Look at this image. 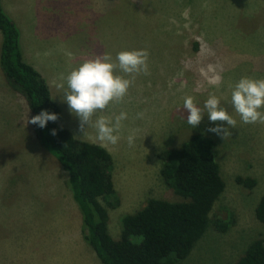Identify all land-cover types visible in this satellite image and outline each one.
<instances>
[{"label":"rangeland","instance_id":"rangeland-1","mask_svg":"<svg viewBox=\"0 0 264 264\" xmlns=\"http://www.w3.org/2000/svg\"><path fill=\"white\" fill-rule=\"evenodd\" d=\"M0 3L19 30L23 58L47 83L60 111L59 125L111 156L109 174L117 203L106 206V212L113 239L119 237L120 217L147 199L177 200L159 176L156 156L195 133L213 141V157L224 183L208 214L209 223L221 219L229 225L224 231L206 225L187 256L175 264H235L253 240L264 237V226L254 217L264 194V123H243L231 103L240 78H264V0ZM140 48L149 52L148 74H136L122 101L97 111L81 130L79 117L63 99L67 83L61 77L85 59L107 52L115 60L121 50ZM216 75L222 77L218 88L210 83ZM58 83L64 88H57ZM210 94L218 96L220 106L237 121L224 140L208 129L227 123L210 121L206 110L196 127L187 122L184 98L191 95L203 107ZM121 111L127 119L118 143L98 140L95 120L100 116L114 120ZM27 119L24 99L9 88L0 71V264H92L96 257L82 239L80 213L67 188L66 173L39 146ZM132 130L138 131L130 147L127 137ZM236 178L253 182L248 187ZM84 245L90 255L81 249Z\"/></svg>","mask_w":264,"mask_h":264},{"label":"trees","instance_id":"trees-1","mask_svg":"<svg viewBox=\"0 0 264 264\" xmlns=\"http://www.w3.org/2000/svg\"><path fill=\"white\" fill-rule=\"evenodd\" d=\"M0 71L9 88L25 101L30 118L42 110L58 119L40 128L32 124L39 146L66 173V185L80 213L82 239L100 264H175L185 258L206 225L224 231L229 223L208 214L224 188L212 153L213 141L195 133L174 148L159 151V176L176 201L149 198L132 213L120 217V232L107 231L106 206L117 203L109 171L112 160L103 147L81 141L59 125L60 111L45 79L23 58L20 33L0 3ZM55 129L56 135L51 131ZM251 186L252 180L236 178ZM113 198L111 205L108 201ZM105 202V206L101 203ZM254 217L264 226V194ZM235 264H264V237L253 240Z\"/></svg>","mask_w":264,"mask_h":264},{"label":"clouds","instance_id":"clouds-1","mask_svg":"<svg viewBox=\"0 0 264 264\" xmlns=\"http://www.w3.org/2000/svg\"><path fill=\"white\" fill-rule=\"evenodd\" d=\"M149 52L146 48L125 49L116 54L113 60L110 53H103L91 59H85L77 67L73 68L66 77H61L66 81L67 90L64 92L69 109L79 117L80 129L89 125L92 117L97 111H103L110 102H120L127 94L129 87L134 82L136 74H148ZM117 69L122 73L131 76L132 79L125 78V75L117 74ZM210 83L219 87L222 77L216 75ZM59 89L64 88V83L56 84ZM231 103L236 113L245 124L264 123V78L242 77L234 85L231 93ZM183 108L187 110V122L192 127H196L205 110L208 118L212 122H226L227 127L217 124L208 131L221 136L224 140L231 135L230 128H235L237 121L228 111L220 106V98L215 94H210L205 100L203 107L197 105L195 98L191 95L186 96ZM142 113L137 117L141 118ZM57 114L42 110L39 114L32 116L26 123L38 125L40 128L46 126L48 121L55 122ZM127 119V113L121 111L113 118L100 116L94 122L97 130V139L112 145L118 143L119 132L122 128V121ZM132 130L127 137L129 146H133L136 132ZM56 135V130L51 131Z\"/></svg>","mask_w":264,"mask_h":264},{"label":"crops","instance_id":"crops-1","mask_svg":"<svg viewBox=\"0 0 264 264\" xmlns=\"http://www.w3.org/2000/svg\"><path fill=\"white\" fill-rule=\"evenodd\" d=\"M88 246H81V249H85L86 251H87V253L89 254V252H91V250L90 249H88L87 248ZM93 252V251H92ZM87 254V255H88ZM92 254V253H91ZM90 255V254H89ZM87 256V259H89L90 258V256ZM92 256L95 258V255H94V253L92 254ZM96 259V261L95 262H92V264H98V260H97V258H95Z\"/></svg>","mask_w":264,"mask_h":264}]
</instances>
